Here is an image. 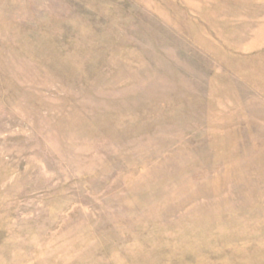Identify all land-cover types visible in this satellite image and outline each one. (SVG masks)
Returning <instances> with one entry per match:
<instances>
[{"label": "rangeland", "instance_id": "374dc122", "mask_svg": "<svg viewBox=\"0 0 264 264\" xmlns=\"http://www.w3.org/2000/svg\"><path fill=\"white\" fill-rule=\"evenodd\" d=\"M0 264H264V0H0Z\"/></svg>", "mask_w": 264, "mask_h": 264}]
</instances>
